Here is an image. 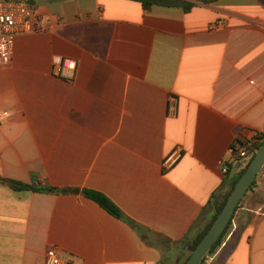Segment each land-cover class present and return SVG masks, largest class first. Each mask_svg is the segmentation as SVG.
Returning a JSON list of instances; mask_svg holds the SVG:
<instances>
[{
    "label": "crops",
    "instance_id": "obj_1",
    "mask_svg": "<svg viewBox=\"0 0 264 264\" xmlns=\"http://www.w3.org/2000/svg\"><path fill=\"white\" fill-rule=\"evenodd\" d=\"M182 1L36 0L0 70V177L76 192L0 184V264L186 262L245 165L233 145L264 133V0ZM263 204L264 167L207 264H264Z\"/></svg>",
    "mask_w": 264,
    "mask_h": 264
},
{
    "label": "built area",
    "instance_id": "obj_2",
    "mask_svg": "<svg viewBox=\"0 0 264 264\" xmlns=\"http://www.w3.org/2000/svg\"><path fill=\"white\" fill-rule=\"evenodd\" d=\"M29 9L26 0H0V70L10 66L18 36L24 34L29 22ZM70 66L68 60L58 59L56 69L58 73L63 68ZM176 110V105H171L170 112ZM264 141V133H255L253 137L238 140L232 148L234 159L244 161L253 154L256 145ZM182 158V152L176 150L164 162L165 169H171ZM254 214L264 219V204L254 211ZM210 256H207L201 264H207ZM45 264H72L64 260L56 248H50L45 257Z\"/></svg>",
    "mask_w": 264,
    "mask_h": 264
},
{
    "label": "trees",
    "instance_id": "obj_3",
    "mask_svg": "<svg viewBox=\"0 0 264 264\" xmlns=\"http://www.w3.org/2000/svg\"><path fill=\"white\" fill-rule=\"evenodd\" d=\"M26 1L28 2L29 9L32 10V11H35L36 7H37L36 6V0H26ZM134 1H137V2L141 3L143 8L146 11H150L154 6H164V7H178V6H180V7H183L186 11H189L193 7L192 3L185 2V1H182V0H134ZM198 1L214 2L216 0H198ZM263 145H264V141L261 142L260 144L256 145L255 151L247 159L246 164L243 166V168L239 172L235 173L234 172V168H233V166L231 164H229L227 166L226 177H227V180L229 182V191H228L224 201L220 204L219 207L216 208V211H215V213L213 215V218L209 222V224L206 226V228L201 233H199L197 236H195V237H191L190 236L184 241L183 244L185 246V249L188 251V257L186 259V262L189 259L192 251L198 246V244L201 242V240L204 238V236L207 234V232L209 231V229L211 228V226L213 225V223L217 219L218 215L221 213V211L224 208L227 200L229 199L232 191L234 190L236 183L238 182V180L241 178V176L247 170V168H248L249 164L251 163V161L253 160L256 152ZM235 147H236V145H233L232 148H235ZM234 161L235 162H239L240 160L239 159H234ZM255 182H256V180L254 181L252 187L254 186ZM0 184L7 186V187H9L10 189H12L14 191H33V192H43V193H69V192H76L74 190L73 191L60 190V189H56V188H52V187H39V188H37V187H33V186H29V185L23 184V183H21L19 181H15L13 179L2 178V177H0ZM251 189L252 188H250V190ZM83 195L86 198L98 203L101 207H103L110 214L116 216L117 218H122L123 217V215H122L121 211L118 209V207L108 197H106L104 194H102L100 192H97V191H93V190H84L83 191ZM232 221H233V219L231 220V222L229 223V225L225 229V231L222 233V235L220 236L218 241L214 244V246L210 250L208 256H211L212 254H214L217 251V249L222 245L223 241L227 237L229 229H230V227L232 225Z\"/></svg>",
    "mask_w": 264,
    "mask_h": 264
},
{
    "label": "water",
    "instance_id": "obj_4",
    "mask_svg": "<svg viewBox=\"0 0 264 264\" xmlns=\"http://www.w3.org/2000/svg\"><path fill=\"white\" fill-rule=\"evenodd\" d=\"M263 167L264 145L256 152L247 170L236 183L235 188L221 213L218 215L217 219L198 246L192 251L185 264H201L202 261L208 256L214 244L218 241L222 233L233 219L239 204L248 193L250 188H252L254 181Z\"/></svg>",
    "mask_w": 264,
    "mask_h": 264
},
{
    "label": "rangeland",
    "instance_id": "obj_5",
    "mask_svg": "<svg viewBox=\"0 0 264 264\" xmlns=\"http://www.w3.org/2000/svg\"><path fill=\"white\" fill-rule=\"evenodd\" d=\"M33 17H32V12L31 11H29V24L30 23H32V21H33V19H32ZM245 161V164H246V159L244 160ZM176 264V263H175Z\"/></svg>",
    "mask_w": 264,
    "mask_h": 264
}]
</instances>
